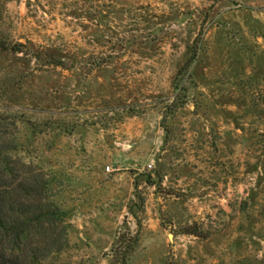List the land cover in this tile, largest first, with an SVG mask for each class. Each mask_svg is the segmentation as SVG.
Segmentation results:
<instances>
[{
	"label": "rangeland",
	"instance_id": "1",
	"mask_svg": "<svg viewBox=\"0 0 264 264\" xmlns=\"http://www.w3.org/2000/svg\"><path fill=\"white\" fill-rule=\"evenodd\" d=\"M0 42V114L61 122L16 126L47 264H264V0H0Z\"/></svg>",
	"mask_w": 264,
	"mask_h": 264
},
{
	"label": "trees",
	"instance_id": "2",
	"mask_svg": "<svg viewBox=\"0 0 264 264\" xmlns=\"http://www.w3.org/2000/svg\"><path fill=\"white\" fill-rule=\"evenodd\" d=\"M8 49L22 53L21 45L0 42V50ZM47 61L64 67L55 57ZM23 116L19 112L0 114V264H47L66 249V211L49 193L54 177L35 171L31 163L17 156L26 144L18 138L16 126L24 124L34 133L41 126L61 122L50 116L36 123Z\"/></svg>",
	"mask_w": 264,
	"mask_h": 264
}]
</instances>
